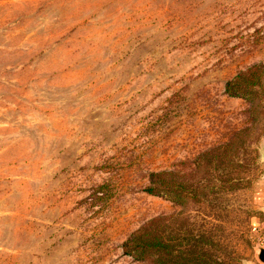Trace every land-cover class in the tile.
Returning <instances> with one entry per match:
<instances>
[{"label": "rangeland", "instance_id": "1", "mask_svg": "<svg viewBox=\"0 0 264 264\" xmlns=\"http://www.w3.org/2000/svg\"><path fill=\"white\" fill-rule=\"evenodd\" d=\"M160 172L200 199L148 193ZM206 215L263 264L264 0H0V264H145L136 231Z\"/></svg>", "mask_w": 264, "mask_h": 264}, {"label": "trees", "instance_id": "2", "mask_svg": "<svg viewBox=\"0 0 264 264\" xmlns=\"http://www.w3.org/2000/svg\"><path fill=\"white\" fill-rule=\"evenodd\" d=\"M261 67H253L246 73H241L226 85V93L230 96L248 99L247 77ZM225 149V148H224ZM218 151L204 154L202 159L218 157ZM218 167V166H217ZM201 165L198 164V170ZM170 176L172 173L160 172L151 175L148 193L168 198L181 203H195L200 199L199 188L184 182L175 181ZM202 214V213H201ZM198 213L196 214L197 218ZM204 224H209L208 217L213 221V216H205ZM199 218V217H198ZM164 218H157L136 231L124 244L125 252L145 264H232L223 258L221 242L215 241L213 231L223 229V220L216 218L217 224L211 227L202 226L203 230L194 229L192 217H174V231L162 233L160 225ZM208 222V223H207ZM216 249V250H215Z\"/></svg>", "mask_w": 264, "mask_h": 264}, {"label": "water", "instance_id": "3", "mask_svg": "<svg viewBox=\"0 0 264 264\" xmlns=\"http://www.w3.org/2000/svg\"><path fill=\"white\" fill-rule=\"evenodd\" d=\"M260 260L262 261V263L264 264V250H262L260 252Z\"/></svg>", "mask_w": 264, "mask_h": 264}]
</instances>
